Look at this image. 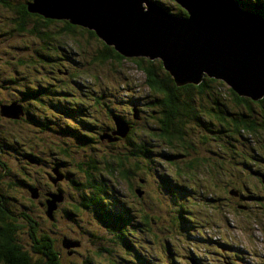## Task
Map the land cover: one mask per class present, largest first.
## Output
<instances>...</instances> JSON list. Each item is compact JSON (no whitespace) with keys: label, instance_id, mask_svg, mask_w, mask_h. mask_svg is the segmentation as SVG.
Returning <instances> with one entry per match:
<instances>
[{"label":"trees","instance_id":"1","mask_svg":"<svg viewBox=\"0 0 264 264\" xmlns=\"http://www.w3.org/2000/svg\"><path fill=\"white\" fill-rule=\"evenodd\" d=\"M11 1L12 0H2L0 2L6 8L7 12L10 10L12 5ZM150 1L154 2L159 9L167 11L170 14H185L186 16L189 14L188 10L182 6L178 0ZM236 1L238 3L242 1L243 4H241V6L244 9H246V5H248L250 10H254V12L251 13L253 15H264V0ZM26 7L27 4L24 3V5H22V9H24L23 12L28 13ZM51 20L52 18L46 17L40 13L29 12L28 19H26V24L22 22L18 25V28L24 29L26 25L28 28L27 37L20 42L17 38H13V42L8 41V43L10 42L19 45L20 49L23 47V45H28L30 47V44L34 43L36 44L37 49L42 51V53L45 55V57L42 58L48 62L49 60L52 61V59H55L56 56H60L57 51H53L55 48V45H53V40L56 41L57 39L63 41L65 36L70 35L72 37V45L66 48V51H64L66 55L64 60H67L70 65H74L73 61L76 62V59H78L80 62L82 58L86 56V50L91 49L89 51L91 62L81 69V73L85 74L83 78H73L69 75V72L66 75H63L64 77H68L70 82L74 84L73 87L66 86L64 79H62L61 83L50 85L47 83V77L51 76L49 70L46 71L47 74L45 75L43 72H32L30 69L31 64H37L39 62L31 61L30 64L27 65V68L25 69L27 72L25 75L26 83H24L22 86L23 88L19 86L17 89L12 91L14 94L21 96V105H27L25 108L27 115L24 119V125L25 129L29 132V137H24V135L21 134L18 135L16 140L20 142L22 146H25L30 152H24V154L21 153L22 155L29 156V158L35 157V151L38 148L49 151L50 154L47 163L51 161L52 169H56L59 174H63L65 178L71 183L70 186H73L74 191L72 192L73 194L69 196L71 199L70 202H66L65 197L60 201H56L53 203V205L50 203L51 197L48 193L37 192L39 194L37 197L26 196L25 198L21 199L18 195L17 197L12 196L5 190L0 191L1 202L6 201L8 196L14 201H17V204L22 206L20 210L19 208L18 210L13 208V211H15V214L13 215L8 213V211L4 208V205L3 207L0 206V264H75L74 261L69 258L67 249L63 247L64 239L67 240L68 238H63V235L58 236V232L55 230L59 229H57L58 226L55 223L49 222L51 226H47L43 223L44 221L41 220H43L42 217L45 215L46 220L49 221L48 217L52 216L53 218V214L56 209H60L67 217L78 219L81 216V208L87 209L91 217H88V221H85V223H83L84 221H81L82 225L77 226H81L80 229L83 228L90 230L94 228V222H98L103 228L109 230L110 238L108 239L107 244L110 246V248H108L110 252L107 260L100 261L103 259V257H98L95 259L92 257V254H88L87 251H89V249L84 248L83 252L80 254V257H82L80 264H152V246L156 245L160 249V245L158 243H160V241L165 238V231L159 230V232L156 233V231L152 229L151 226H154L156 223L155 221H152V219L157 220V222L159 219L156 215L150 214V210L148 209L147 211L145 209L147 207H135L132 202L131 205L129 202L123 200V197L126 196L128 199L132 196L135 197L137 193L140 194L141 190L144 191V193L141 194V197L145 196V182L147 180V174L150 170H152L155 172L154 175L156 179H158L157 182L161 192L166 194L171 202L177 200L179 201V205L176 209H172L170 207L167 211L166 217L171 220L169 225L179 224L185 228L193 226L191 221H189V225L186 224L184 214L186 213L187 208L185 205H188L190 202H192V204L196 203V200H192L190 198H186L189 200V202H183V200H179L183 197V194H185L186 188L195 190V187L187 186L182 181V179L186 178L187 176L192 177L189 174L190 169H193L191 168L192 164L194 161L196 163L199 161H196L197 158L187 159L186 157L189 155L187 150L191 148L193 143L186 141V138H189V135L184 130V123L180 122L177 125H181V130L176 129L171 131L166 127L167 117L170 113L169 111L181 113V115H185L187 118L192 119L199 118L200 116L198 113L200 112H205L207 115L214 114L216 116L225 118L227 116L228 118H232V115H230L228 112H234V115H236L240 110L248 109L250 106H253V104H260V108L264 110V96L259 100L254 99V101L251 97L247 96L248 94H237L222 79L214 78L207 74H204L201 81L197 82V88L195 86L196 84H192L194 82L177 85L170 72L164 68L160 58L144 59V56L125 55L118 50H115L112 45L100 39L96 31L92 28H80L78 32H75L73 29L78 26L76 24H70L72 27L71 33H62L60 36H56L55 39L51 28L59 31L60 25L57 21L51 22ZM47 29H50L49 33L47 32ZM6 33L12 36H17L10 31H7ZM50 35H52L54 38L51 40L52 48H48V42H45L47 39H49ZM28 42L30 44H28ZM16 47L17 46H12L10 48L12 54L14 53L13 51ZM0 55L2 54L0 53ZM22 56L26 57L24 53ZM126 60L131 62L133 61L132 63H134L137 68H139L144 73L145 81L148 85L146 91L142 95H134L131 93L129 96L137 97L139 99L138 105L143 104L141 109L151 112V117L154 123L150 128V132L144 131L143 133H140L138 130L133 128L134 123L131 120L129 121V114L127 112H125L124 118L121 117L120 113L113 112L119 116V119H123V121L128 124L129 130L125 136L116 134L117 138H115V136L111 135L112 138L109 140L107 147L109 152L108 157L109 162L113 165L114 170L118 171V174H123L122 178L127 181L128 190H126L120 183L119 185H121L123 189L114 193L112 197H109L107 196V193L109 192L108 187H110L111 184L117 187V183L113 178V175L116 172L111 169L110 166L106 165L101 157L99 163L94 162L92 159L93 153L86 156L89 158V162L86 163V168L82 167L81 159L78 156L75 155L74 158L70 157V155L73 154H70L66 151L68 146H66L63 141L64 138L62 136V132L65 131L63 127H59L57 124H55L57 128V134L55 136H53L55 132L53 134L43 132L41 123L46 121L49 122L51 117L49 113H47L49 111H46V114L39 112L41 109L38 107H45L43 103L39 102V97L50 101L49 97L44 95V93L55 89L54 87H59V89H56V91H58L57 94H59L60 97L54 98V105L58 109V112H55L54 110L53 112L59 113L61 110H63V108H61V106L64 104L62 100L69 99L70 102L68 103L71 107L67 106V112L70 114L72 121H74L77 126L87 122L88 118H90L89 120L91 122H95L94 120L97 121L96 115L93 114L92 111H97L98 103L94 104L97 99L90 97L91 86L87 85L82 79L88 78L89 81L92 75L96 81L94 87L97 89V92L104 93L110 89V78L115 79L116 81L120 80V77H117L115 74ZM93 64L97 65L99 68H93ZM103 64H108L110 67L108 69L110 72V78L107 80H103L101 71V65ZM47 68L50 69L49 67ZM28 74L31 75L32 82L26 79ZM6 78L7 77H2L3 80L0 81V85L3 87H5L4 83L6 82ZM75 79H79L83 85L77 86L75 84ZM148 82H151V85H149ZM119 83L121 82L119 81L118 84ZM225 85L228 87H225ZM24 96L27 97L29 103L24 101ZM114 96H117L115 92L113 97ZM104 98V96H100V99L98 100ZM131 104V109H133L136 101H132ZM3 105L4 104H2V106ZM185 107H187L186 110ZM108 108L111 112L114 110H120V108L115 109V106L111 105H109ZM124 108L129 107H122V109ZM46 117H48L49 120H47ZM233 118L235 117L233 116ZM214 119L216 118H213V121ZM10 120L15 119L10 118ZM239 120L241 123L235 125H227V122L223 120L218 125V127H216V130L221 131V129L226 127L228 128L233 139L237 138V140H239L245 139V137H247L246 133L251 135L255 130H257L255 126L264 129V121L259 124V122L254 120L246 122L245 119ZM110 128L112 132H114L116 130V124L111 125ZM91 129V125L88 123L80 130L83 133H89L90 135L89 138H87L88 142L86 143L89 144L90 142H94L97 144L96 140L93 139L92 132L94 131ZM202 138L203 139H198L197 142L208 143L210 146L209 148L213 149L211 152L214 155L222 156V154H226L222 151L220 144H218L217 147L212 148V138L206 135H202ZM120 140H125L127 144H118ZM113 147L117 149H113ZM98 148L100 149L98 146L95 150H99ZM74 149L76 150V148ZM140 149L143 151L141 152ZM233 154L235 155L234 157L231 153H228L225 161L236 160L238 156L235 153ZM247 156L249 160L241 159L240 163L241 165L247 163L249 166H251L252 163H255L254 167L251 166L254 171H246L243 168L239 170V172H247L249 173L250 177L259 180V182H264V167H256L257 160H260L258 158V154L251 153L250 156ZM162 157L163 160L172 162L174 164L173 168L172 164L170 163L158 162V160ZM183 160L186 162L184 165L183 163H179L184 162ZM213 161L217 162L220 161V159H213ZM223 166L224 165L221 163L217 164V167ZM228 166L235 167L233 164H228ZM171 168L174 174L183 176L175 177V175L171 173ZM220 170H224L226 173H222V175L219 176V180L223 176L227 177L224 180L225 183H229L231 186L242 187V189L248 191V193L253 198L259 200V205H262L261 207H258L259 209L255 210L252 208V206L248 205V202L244 200L243 204L241 205H245L247 208L251 207L249 210H252V212L245 214H249L252 218L259 217V220H264V193H261L255 189L253 187L254 184L250 182L249 178L244 179L243 182H240L235 171H226L225 169ZM86 176L89 178V183H91V185H87L84 182ZM116 176L118 175L116 174ZM14 179L17 181V183H22L24 187H29L30 185L43 186L46 189L48 188V192H52L53 189L51 186L53 184L57 185L58 183H50L43 179H40V181H44L45 183H38V177H32L26 172L25 177L21 178L17 176ZM159 179H162L163 182H160ZM238 183L241 184L238 185ZM93 184L99 185L98 190H96L95 193H93L91 190ZM147 186H149V184ZM68 187V185L65 187V191L67 192H69ZM58 189L61 192L62 189L59 187ZM236 191L238 193L237 189L232 188L233 193L236 194ZM212 193L218 195L222 199L220 193ZM13 195H16V193ZM117 201L122 203L124 208L117 206ZM123 202H125L126 205H124ZM113 204L116 206V208L112 207ZM50 207L52 208L51 211L47 212ZM133 207L139 217H137L136 214L132 212ZM203 208L205 207L197 209V212L200 214V218L205 219L206 221H212L208 216V212L203 211ZM21 210H23V212ZM113 210H116L118 214L126 218L127 221H124L122 224L120 222V224L117 226L107 223L105 220L111 217L109 213ZM82 213H85L84 210ZM129 213H131L132 217H129ZM20 217L25 218L26 224L30 228V232L24 225H22L20 221H18ZM10 219H14L15 223L10 224ZM225 219L228 221V218ZM231 221H233V219H231ZM86 223L88 225L84 227ZM245 225V232L256 236L255 228L259 225V223L251 222L245 223ZM198 226L199 225H196V230L198 229ZM202 231H204V229ZM202 231L197 232L198 236L193 235L191 237L193 244L200 241L204 246H207L212 242V239H215L211 237V234L209 235ZM18 233H25L26 236L29 234V241L23 243L21 240H18L15 237L18 235ZM158 236H160V241L157 240ZM230 238L233 241V245L237 246L238 242L235 241L231 236ZM68 240L74 245L79 244V242L75 239ZM225 244L226 243H222V245ZM176 251L178 252V250ZM169 252H171V248L165 249L164 252L159 250L156 255V264H160V260L164 257L169 259V264L184 263V256L180 255L182 258L179 261L178 259H175L176 256L174 258V256L169 254ZM251 253L253 254V258L259 259L260 264L264 262V249H255L251 251ZM187 258L188 256L186 257V262Z\"/></svg>","mask_w":264,"mask_h":264},{"label":"rangeland","instance_id":"2","mask_svg":"<svg viewBox=\"0 0 264 264\" xmlns=\"http://www.w3.org/2000/svg\"><path fill=\"white\" fill-rule=\"evenodd\" d=\"M1 1L2 0H0V2ZM178 1L182 5V0ZM202 1L205 3L213 4V10L217 8V12L215 10V20L207 15L196 12L195 15L198 16L200 21L211 23L213 25H217V22L221 25L223 23L232 27L233 31H239V29L245 27L248 32H244V35L243 33L241 35L247 37L255 35V31H252V29L254 30L256 28V25L259 24H256L251 19L250 15L254 12V10H250L248 5L246 4H244L246 5V9H244L241 6V4H243L242 1L233 8L231 7V5L225 2H222L219 7H216L217 0ZM11 3L12 5L8 12L6 11V8L0 3V53L2 54L0 55V81L3 80L2 77H7L6 82L4 83L5 87L0 85V191L5 190L6 192H8V194L16 197L18 195L21 199L25 198L26 196L37 197V195H39L37 192L48 193L51 197V205H53V203H55L56 201L62 200L65 197V201L70 202L71 199L69 196L73 194L72 192L74 191V188L73 186H70L71 183L65 178L63 174H59L56 169H52L51 161L47 163V160H49V151L38 148L35 151L36 153L34 155V158H29V156L22 155L24 154V152L30 153L25 146H22L20 142L16 140L18 138V135L21 134L24 135V137H29V132L25 129L24 125V119L27 115V111L25 110V108L27 105H21V96L14 94L12 90L17 89L19 86L22 87L24 83H26L25 75L27 72L25 69L31 61L39 62L37 64L33 63L30 65V69L32 72H43L46 75V71L49 70L51 76L47 77V83L50 85L61 83L62 79H64L66 86L73 87L74 84L70 82L68 77L63 76L68 72L69 75L73 78H83L85 74L81 73V69L91 62V58L89 57V51L91 49L86 50V56L83 57L80 62L78 61V59H76V62L73 61L74 65H70L67 60H64V58L66 57L64 51H66V48L72 45V37L70 35H67L62 41L57 40L56 36H60L62 33H71L72 27L70 26V24L78 25L75 29H73L75 32H78L80 28H87L88 22L86 21V19L88 18L90 13L94 12V8L92 6H87L80 13L71 16L67 10L68 7L66 6V4L68 3H66V0H12ZM24 3L27 4L26 8L28 13L23 12L24 9H22V5H24ZM33 4H35V8L37 10H34L32 8L34 7ZM153 4L157 6L154 2ZM38 8L48 9L50 15L52 16L46 17L52 18L51 22L57 21L60 25L59 31L51 28L53 35L55 36L54 38L56 39V41L53 40V45H55L53 51H57L60 56H56L55 59H52V61L49 60L48 62L43 59L45 55L42 53V51L37 49L36 44H30L28 42V44H30V47L28 45H26L27 47L23 45V47H21L20 49L19 45L10 43L13 42V38H17L20 42L27 37L28 28L26 27V25L25 29L18 28V25L22 22L26 24V19H28L29 12L39 13ZM191 16V13L188 14L189 18ZM258 17H264V15L260 14V16ZM89 24L91 25L92 23L89 22ZM222 27L224 28L223 25ZM7 31H10L17 36L9 35L6 33ZM43 31L45 32L44 29ZM49 31L50 29H47L48 33ZM121 33L123 34V36H118H120L122 43L126 44V40L128 38L127 34L123 32ZM230 34L233 35L232 33ZM54 38L52 35H50L49 39L45 41L48 42V48H52L51 40ZM8 41L10 42L8 43ZM110 45H112L115 50H118L113 44ZM12 46H17L14 49L13 54L10 51V48ZM118 47L120 48V46ZM124 49L130 51L127 44L125 45ZM23 53L26 57L22 56ZM143 58L145 59L147 57ZM132 62L129 60L123 62V65L115 74L117 77H120V80L118 81L110 78V72L108 70L110 67L108 64L101 65L103 80H107L110 78V89L105 91L104 93L97 92V89L94 87L96 81L92 75L89 81L88 78L82 79L84 82H86L87 85L91 86L90 97L93 99H97L94 102V104L98 103L97 111H92V113L96 115L97 121L94 120L95 122H91L89 120L90 118H88L87 122L77 126L76 123L72 121L70 114L67 112V106H69L68 102H70L69 99H63L62 102L64 104L61 106L63 110H61L59 113H55L58 112V109L54 105V98L60 97L59 94H57L58 91H56V89H59V87H54L55 89L49 90L47 91V93H44V95L49 97L50 101L39 97V102L43 103L45 106L44 108L38 107L39 109H41L39 112L46 114V111H49L47 113H49L51 117L49 122L46 121L41 123L43 132L50 134H53L55 132V134L53 135L55 136L57 134V128L55 124H57L59 127H63V129H65V131L62 132V136L64 138L63 141L65 145L68 146L66 151L70 154H73L70 155V157L72 158H74L75 155L78 156L81 159V165L83 168H86V163L89 162V158L86 156L93 153L92 159L94 162L99 163L101 157L104 163H106V165L110 166L111 169L114 170L113 165L109 162V152L107 150V147L109 140H111L112 138L111 135L117 138L116 133H113L110 128L111 125L119 122V116L115 113H120L121 117L124 118L125 112H127L129 114V121L131 120L134 123L133 128L138 130L140 133H143L144 131H151L150 128L154 123L151 117V112L141 109L143 104L138 105L139 99L137 97L129 96L131 93H133L134 95H142L148 87L145 81L144 73ZM46 66L50 69H48ZM93 68L99 67L93 64ZM26 79L32 82V77L30 74L27 75ZM119 81L121 83L118 84ZM75 84L77 86L83 85V83L79 79H75ZM148 84L151 85V82H148ZM262 84V86H264V82ZM195 86L196 88L198 87L197 84ZM225 87L228 86L225 85ZM114 92L117 94V96H114L116 98L113 97ZM100 96H104L105 98L98 100L100 99ZM24 101L26 103H29L27 97L25 96ZM132 101H136L133 109H131ZM2 104L4 105L2 106ZM109 105L115 106V109L120 108V110H114L111 112L108 108ZM124 106L129 108L122 109V107ZM186 109L187 107H185V110ZM53 110L55 112H53ZM169 112L170 113L167 117L166 127L171 131H174L176 129L181 130V125H177L180 122L184 123V130L189 135L190 143H193L191 145V148L187 150L189 155H187L186 157L187 159L197 158L196 161H199L198 163L194 161V163L192 164L191 168L193 169H190L189 173L192 177L187 176L186 178L182 179V181L187 186L195 187V190L186 188L185 194H183V197L179 200H183V202H189V200H187L186 198H190L192 200H196V203L192 204V202H190L188 205H185L187 208V211L184 214L186 224L189 225V221H191L193 226L185 228L180 226L179 224L169 225L171 223V220L166 217L167 211L170 207L172 209H176L179 205V201L177 200L171 202L168 196L161 192V189H159L157 182L158 179H156L154 175L155 172L152 170H150L147 174V180L145 182V196L141 197V194L144 193V191L141 190L140 194L137 193L135 197L132 196L129 199L126 196L123 197V200L129 202L130 204L132 202L135 207H147L145 209L147 211L149 209L151 212L150 214L156 215L159 219L158 222L157 220L152 219V221L156 222L154 226H151L152 229L155 230L156 233H158L159 230L165 231V238L162 241H160V236H158L157 238V240L160 241V243H158L160 245V249L156 245L152 246L151 255L153 257V260H151V263L156 264V255L159 250L164 252L165 249L169 248H171L172 253H177L184 256L185 258L188 256V258H193L194 260L199 261L201 264H226V262L229 260H232L237 264H243L250 260L254 262L255 260L253 259V254L251 253V251L255 249H264V220H259V217L252 218L249 214L246 215L245 213L252 212V210H249L251 209V207L247 208V206H242L241 204H243L245 200L246 202H248V205L252 206V208H254L255 210L259 209L258 207H261L262 205H259V200L253 198L248 193V191L242 189V187L231 186L229 185V183H225L224 180L227 178L225 176H223L219 180V176H221L222 173H226L224 170L220 169H225L226 171H235L240 182H243L244 179L249 178L250 182L255 185H253V187L259 192L264 193V182H259V180L250 177L249 173L247 172H239V170L243 168L246 171H254L251 166L254 167L255 163H252L251 166H249L247 163H244L242 165L240 163L241 159L249 160L247 155L250 156L251 153H257L258 158L261 160H257L256 167H264V129L255 126L257 130H255L251 135L246 133L247 137H245V139L237 140V138L233 139L228 128L224 127L223 129H221V131H217L216 127H218V125L223 120L227 122V125L240 124L241 122L239 119H245V122L254 120L259 122L260 124L264 121V110L260 108V104H253V106H250L248 109L240 110L236 115H234V112H228L235 118H228L227 116L225 118L216 116L214 114L207 115L205 112H200L198 113L200 117L197 119L187 118L185 115H181V113L178 112ZM8 117L14 118L15 120H10V118ZM213 118L216 119H214L213 121ZM46 119L49 120L48 117H46ZM88 123L91 125V130L94 131L92 132L93 139L96 140L98 145L94 142H90L89 144L86 143L88 142L87 138H89L90 135L89 133H83L80 130ZM202 135H206L212 138V148H215L218 144H220L222 151L226 154H222V156L214 155L211 152V150L213 149L209 148L210 146L208 143L197 142L198 139H203ZM118 144L126 145L127 143L125 140H120ZM98 146L100 147V149L98 148L99 150H95ZM74 148H76V150ZM113 149L117 148L113 147ZM140 151L142 152L143 150L140 149ZM228 153H231L233 157L235 156L233 153H235L237 154L238 158L234 161H225ZM213 159H220V161L214 162ZM158 162L170 163L172 164V168L174 166L172 162L163 160V157L159 159ZM179 163H183L184 165L186 162L184 161ZM219 163L224 166L217 167V164ZM228 164H233L235 165V167H230L228 166ZM172 168L171 173H173ZM114 171L116 173L113 175V178L117 183V187H115L113 184L108 187L109 192L107 193V196L109 197H112L114 193L121 191L123 187L128 190V183L125 179L122 178L123 174L121 175L120 173L118 174V171ZM25 172L32 177H38V183H45L44 181H40V179H43L50 183H58L57 185L53 184L51 186L53 189L52 192H48V188L46 189L43 186L30 185L29 187H24L22 183H17L14 178H16L17 176L21 178L25 177ZM116 174L118 176H116ZM174 175L175 177L183 176L176 174ZM159 180L160 182H163L162 179ZM84 182L87 185H91L87 176ZM120 183L123 187L119 185ZM148 184L149 186H147ZM239 184L241 183H238V185ZM67 185L69 186V192L65 191V187H67ZM58 187L63 190V192L61 190L62 193L59 191ZM98 187L99 185L93 184L91 187L92 192L95 193L96 190H98ZM199 187H201V190H198ZM232 188L237 189L238 193L237 191L236 194L233 193ZM210 191L220 193L222 199L218 195ZM14 193H16V195H13ZM7 198L8 199L6 201H0V206L3 207L4 205V208L8 211V213L13 215L15 214L13 208L16 210H18L19 208L20 210L22 206L20 204H17V201H14L8 196ZM123 203L124 205H126L125 202ZM117 206H119L120 208H124L123 204L120 202H118ZM112 207L116 208L114 204L112 205ZM201 207H205L203 208V211L208 212V216L212 221H206L205 219L200 218L198 224L195 223V221L192 219V214L197 213L198 215L197 209ZM51 209L52 208L50 207L47 212H50ZM83 210L85 212L84 214L82 213ZM21 211L23 212V210ZM132 212L135 213L137 217H139L134 207ZM109 215L111 217L107 218L105 221L107 223H111V225L113 226L119 225L120 222L122 224L124 221H127L126 218H124L122 215H119L116 210L111 211ZM128 215L129 217H132L131 213H129ZM88 217H91V215L85 208H81V216L78 219L67 217L60 209H56L53 214V218L52 216L48 217L49 221L46 220L45 215L42 217L43 220H39L44 221L43 223L47 226H51L49 222L55 223L58 226L57 229H59L55 230L58 232V236L63 235V238L75 239L79 242L78 245H74L68 239H64V245L68 247H65L64 245L63 247L67 249L69 258L72 259L75 264L81 263L82 257H80V254L81 252H83L84 248L89 249V251L87 252L88 254H92L93 258L97 259L98 257H103V259L100 261H105L107 260L110 252L108 249L110 248V246L109 244H107V241L110 238L109 230L103 228L98 222H94V228L90 230L83 228L80 229L81 226L77 225H82L81 221H84L83 223H85V221H88ZM225 218H228V221ZM231 219H233V221H231ZM18 221H20L22 225H24L30 232V228L27 226L25 218L20 217ZM251 222L259 223V225L255 228L256 234H254L256 236L245 232V223ZM9 223L14 224L15 220L10 219ZM195 224L199 225L197 230ZM87 225L88 224L86 223L84 227ZM203 229L204 231H202ZM198 231L205 232L209 235L211 234V237L215 239H212V242L207 246H204L200 241L193 244V242L191 241V237L193 235L198 236ZM228 236H231L235 241L241 242L243 245L238 243L237 246H234L233 244L227 243L225 245H222L221 247L220 244L224 243L225 239ZM15 237L18 240H21V242L23 243L29 241V234L26 236L25 233H18V235H16ZM176 250H178V252ZM160 264H163L162 260H160ZM262 264H264V262Z\"/></svg>","mask_w":264,"mask_h":264},{"label":"water","instance_id":"3","mask_svg":"<svg viewBox=\"0 0 264 264\" xmlns=\"http://www.w3.org/2000/svg\"><path fill=\"white\" fill-rule=\"evenodd\" d=\"M127 1L133 7L131 16L134 21L132 20L129 23H126L125 19L123 20L121 18V13L117 14L115 12L114 0H105V5L101 9L97 6L95 0H69V3L77 10H80L84 2L87 4H85L83 9L87 6H92L94 12L87 16L88 18L94 16L95 21L91 22L86 19L88 22L87 27L94 29L99 38L108 44H113L119 52L125 55L160 58L164 68L170 72L177 85L191 82L195 84L197 81L199 82V79L201 80L203 78L202 76L204 74H207L222 79L239 95L248 94L247 96L255 100H259L264 96V86H262L264 82L263 26L256 25V28L254 30L252 29V31H255V35L253 36L238 38L235 34L238 33L241 35L243 33L244 35V32H248L245 27H242L239 31L235 30L236 33L233 31L232 27L222 23L224 29L222 25L217 22V25L214 27V32H206L203 26L207 23L200 21L198 16L195 15L198 11L195 9L194 0H182L181 2L188 10L189 14H192L190 18L185 14L171 15L165 11L159 12L156 10L158 8L150 0ZM221 1L228 3L232 8L233 6H237V2L233 0ZM33 5L34 7L32 8L37 10L35 4ZM66 6L68 7V4H66ZM38 9L40 14L52 16L48 9ZM83 9L81 11H83ZM211 18L215 20V14L211 16ZM89 22L94 25H90ZM99 24L105 25V33L101 32ZM191 27H199L205 30V36L203 38L193 39V36L190 35L187 30ZM121 32L127 34L128 38L126 44L130 51L124 49L126 44H123L121 41L120 36H123ZM118 46H120V48ZM213 49L224 54V62L221 63L220 67L204 63L207 62V54ZM165 54H167L168 57ZM261 56L263 57L261 58ZM241 72H246L249 78L243 76V79ZM243 82L248 84L249 87ZM118 121L119 122L116 123V130L113 133L125 136L129 130V126L123 119H119ZM186 141L190 142V139L186 138Z\"/></svg>","mask_w":264,"mask_h":264},{"label":"bare ground","instance_id":"4","mask_svg":"<svg viewBox=\"0 0 264 264\" xmlns=\"http://www.w3.org/2000/svg\"><path fill=\"white\" fill-rule=\"evenodd\" d=\"M57 1V0H56ZM81 1H84V0H81ZM96 1V4L97 6L101 9L104 7L105 5V0H95ZM115 1V12L118 14V13H121L122 15V19L124 20L125 19V22L129 23L133 20V17L131 16V13H132V10H133V7L129 4V2L127 0H114ZM79 2V1H78ZM66 3H68V12L71 16L75 15V14H78L77 12H81V10L83 9V7L85 6V3L80 7V10H77L76 8H74L70 3H69V0H66ZM89 3V2H88ZM112 3V2H111ZM222 1L221 0H217V3H216V7H219L221 5ZM194 4L196 6V10L200 13V14H203V15H207L209 17L213 16L215 14V10L217 12V8H215L213 10V4L211 3H205L203 2L202 0H194ZM107 5V3H106ZM109 5V4H108ZM215 5V4H214ZM111 8V7H110ZM104 10V9H103ZM241 11V10H240ZM102 12V11H101ZM100 12V13H101ZM103 13V12H102ZM101 13V14H102ZM135 14V13H134ZM103 15V14H102ZM105 18V17H104ZM87 20L89 21H95V17L94 16H91L90 18H87ZM134 21V20H133ZM99 22V21H98ZM95 23V22H94ZM105 23V22H103ZM108 23V22H107ZM120 23V22H119ZM118 23V24H119ZM258 23L259 25L261 26H264V17H259L258 18ZM96 25V24H95ZM100 25V24H99ZM104 24L103 25H100L99 26V29L101 30V32L105 33L106 30L104 29ZM205 29H206V32H214V27L215 25L213 24H204L203 26ZM189 34L193 36V39H197V38H200V37H204L205 36V33L203 29L199 28V27H191L190 29H187ZM108 31V30H107ZM236 37L238 38H242L243 35H239L238 33L235 34ZM234 35V36H235ZM136 47V46H135ZM158 47V46H157ZM244 47V46H243ZM242 49V48H241ZM248 50V49H247ZM247 53V52H246ZM167 57L168 55L165 54ZM208 55V59L206 57V61L207 62H204L205 64L209 63L210 65L213 64V66H217V67H220L221 66V63L224 62V54H222L220 51L216 50V49H213L212 51H210ZM253 55V54H252ZM202 60V59H201ZM200 60V61H201ZM192 61V60H191ZM195 63V62H194ZM194 65V64H193ZM179 70V69H178ZM240 73V72H239ZM219 74V73H218ZM241 75H242V78L243 76L244 77H248V74L246 72H241ZM240 77V76H239ZM241 78V79H242ZM244 79V78H243ZM257 79V78H256ZM199 81H201L199 79ZM256 81V80H255ZM261 82V81H260ZM245 83V82H243ZM262 83V82H261ZM246 84V83H245ZM248 85V84H246ZM249 87V85H248Z\"/></svg>","mask_w":264,"mask_h":264},{"label":"flooded vegetation","instance_id":"5","mask_svg":"<svg viewBox=\"0 0 264 264\" xmlns=\"http://www.w3.org/2000/svg\"><path fill=\"white\" fill-rule=\"evenodd\" d=\"M233 1H235V2H237L236 0H233ZM237 4H238V2H237ZM157 7V6H156ZM234 7V6H233ZM158 8V7H157ZM156 10H158L159 12H162V11H164V10H162V9H156ZM165 12H167V11H165ZM168 13V12H167ZM170 14V13H169ZM171 15H175V14H171ZM251 17H255V18H253L252 20L256 23V24H259L258 23V20H256V19H258L259 17L256 15V14H251L250 15ZM174 19V18H173ZM170 29V28H169ZM176 30V29H175ZM171 34V33H170ZM175 36V35H174Z\"/></svg>","mask_w":264,"mask_h":264},{"label":"clouds","instance_id":"6","mask_svg":"<svg viewBox=\"0 0 264 264\" xmlns=\"http://www.w3.org/2000/svg\"><path fill=\"white\" fill-rule=\"evenodd\" d=\"M101 39V38H100Z\"/></svg>","mask_w":264,"mask_h":264}]
</instances>
